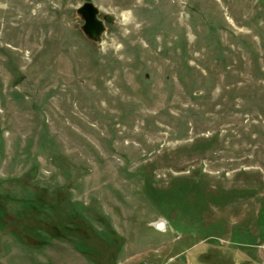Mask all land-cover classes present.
Wrapping results in <instances>:
<instances>
[{"label":"rangeland","instance_id":"1","mask_svg":"<svg viewBox=\"0 0 264 264\" xmlns=\"http://www.w3.org/2000/svg\"><path fill=\"white\" fill-rule=\"evenodd\" d=\"M2 232L4 263L264 264V0H0Z\"/></svg>","mask_w":264,"mask_h":264},{"label":"crops","instance_id":"2","mask_svg":"<svg viewBox=\"0 0 264 264\" xmlns=\"http://www.w3.org/2000/svg\"><path fill=\"white\" fill-rule=\"evenodd\" d=\"M2 236L4 238H2ZM0 238H2L3 240H6L10 243H12L11 239H8L5 237V233H0ZM2 239H0V241H2ZM26 248L29 249L30 245L29 244H25ZM31 248H33V246H31ZM25 254V258L23 260V262H20V260H18V258L14 257V261H12L11 263L7 262L4 263V256H3V252L1 251V245H0V264H34L35 263V259L39 258L41 259V261L44 264H66V253L65 251H60V250H53V251H45V252H38L35 253L33 251L26 252ZM61 255H63V262L61 260ZM30 256V257H29ZM32 258L34 261H32V263L29 262V259Z\"/></svg>","mask_w":264,"mask_h":264},{"label":"water","instance_id":"3","mask_svg":"<svg viewBox=\"0 0 264 264\" xmlns=\"http://www.w3.org/2000/svg\"><path fill=\"white\" fill-rule=\"evenodd\" d=\"M78 9L85 14V23L88 33H95V31L101 26V22L95 17V9L90 2L82 3ZM152 227L156 230L164 229V220L158 219L152 223Z\"/></svg>","mask_w":264,"mask_h":264},{"label":"clouds","instance_id":"4","mask_svg":"<svg viewBox=\"0 0 264 264\" xmlns=\"http://www.w3.org/2000/svg\"><path fill=\"white\" fill-rule=\"evenodd\" d=\"M114 18H115V24H120V25H126L127 23L130 22V18L129 19H125L123 14H121L120 16H116V15H113ZM100 44H103V39H102V42Z\"/></svg>","mask_w":264,"mask_h":264}]
</instances>
